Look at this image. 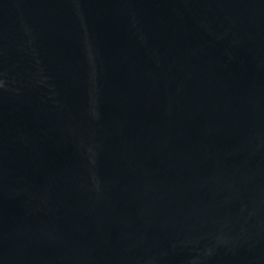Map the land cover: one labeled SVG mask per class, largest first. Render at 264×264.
Listing matches in <instances>:
<instances>
[{
  "label": "water",
  "instance_id": "1",
  "mask_svg": "<svg viewBox=\"0 0 264 264\" xmlns=\"http://www.w3.org/2000/svg\"><path fill=\"white\" fill-rule=\"evenodd\" d=\"M0 264H264V0H0Z\"/></svg>",
  "mask_w": 264,
  "mask_h": 264
}]
</instances>
